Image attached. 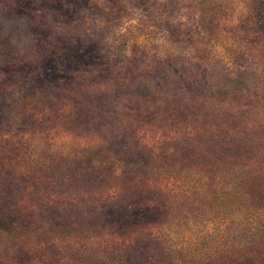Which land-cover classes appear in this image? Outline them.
Listing matches in <instances>:
<instances>
[{
	"label": "rangeland",
	"instance_id": "374dc122",
	"mask_svg": "<svg viewBox=\"0 0 264 264\" xmlns=\"http://www.w3.org/2000/svg\"><path fill=\"white\" fill-rule=\"evenodd\" d=\"M209 2L197 9L220 17ZM192 10L0 0V264H149L146 228L172 224L175 248L198 244L187 264H264V245L235 239L214 180L221 158L252 160L241 133L261 118L221 94L223 72L241 66L212 63L215 33L204 38ZM254 182L264 213V178Z\"/></svg>",
	"mask_w": 264,
	"mask_h": 264
},
{
	"label": "trees",
	"instance_id": "16d2710c",
	"mask_svg": "<svg viewBox=\"0 0 264 264\" xmlns=\"http://www.w3.org/2000/svg\"><path fill=\"white\" fill-rule=\"evenodd\" d=\"M186 1L193 9L192 13L199 33L206 39L215 33L214 39L218 52L212 63L215 66H241L223 72L227 83L221 88V94H224L223 90L226 89L235 90L234 94L240 93L243 100H250L247 103H255L254 109L248 110L257 113L261 118L259 121L255 120L252 125L253 133H250L249 129L245 130L246 133H241L242 139L254 143L255 149L250 152L252 160L242 161L230 158L228 162H224L221 158L214 180L217 181L215 187L218 188L220 209L226 210L229 205L235 209L237 217H234V230L237 242L247 241V247L263 249L264 213L258 208L260 206L254 204L253 195L250 196L247 185L250 183L255 185V180L264 178V92L255 102L252 96V91L255 89L254 82L263 81L264 74L259 78L256 74L257 70L247 66H264V0H250L254 3L243 0H214L217 1L214 2L217 9H211L215 11V15L216 10L219 11L220 17L217 16V18L216 16L208 18L203 9H197V5L210 7V0ZM223 2L227 3L223 5ZM260 87L263 90L264 84ZM237 95L231 98L237 100ZM223 106H227L226 101H222L219 107ZM11 185L15 186L11 187L13 192H21L19 186L13 183ZM222 213L224 217L220 218V221H223V226L229 223L226 217L229 212ZM141 215H143L142 218H148V214L144 212L138 213L136 218ZM173 227L176 228V224L163 228H146L145 232L150 238L148 241L151 242L148 253L154 255L149 260V264H161L162 260V264H187L182 254L198 250L197 242H187L183 238L175 248L174 234L171 231L175 229ZM245 230L247 236L243 234Z\"/></svg>",
	"mask_w": 264,
	"mask_h": 264
}]
</instances>
